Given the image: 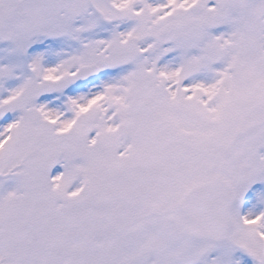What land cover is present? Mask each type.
Listing matches in <instances>:
<instances>
[{
  "label": "snow or ice",
  "instance_id": "6c2138e0",
  "mask_svg": "<svg viewBox=\"0 0 264 264\" xmlns=\"http://www.w3.org/2000/svg\"><path fill=\"white\" fill-rule=\"evenodd\" d=\"M0 264H264V0H0Z\"/></svg>",
  "mask_w": 264,
  "mask_h": 264
}]
</instances>
